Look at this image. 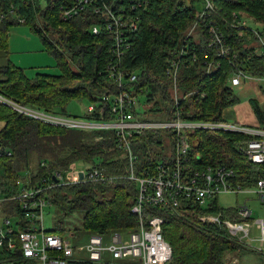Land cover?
Returning <instances> with one entry per match:
<instances>
[{"label":"trees","instance_id":"1","mask_svg":"<svg viewBox=\"0 0 264 264\" xmlns=\"http://www.w3.org/2000/svg\"><path fill=\"white\" fill-rule=\"evenodd\" d=\"M191 2V5L188 2ZM214 10L209 19H217L226 31L231 53L220 56L218 48L207 44L206 28L209 21L199 23L203 36L190 40L192 52L181 64L179 88L183 97L176 107L172 97V81L167 75L172 58L184 45L188 26L199 21L202 0H150L143 11L139 30L134 34L131 50L122 60L123 72L137 74L134 82L140 96L136 111L139 119L168 121H230L228 113L240 101L230 79L236 67L264 78V56L255 53L256 36L248 29L232 26L231 16L242 19V11L264 22V0H211ZM65 0H0V95L18 104L58 115L75 116L68 112L75 99L88 98L90 105L99 104L102 96L116 92L109 73L115 60L109 36L92 32L97 23L90 15L64 21L60 9ZM29 24L55 57L58 72L29 73L27 68L10 59L9 31L14 25ZM226 21V22H225ZM206 40V43H205ZM176 54H174V52ZM3 54V55H2ZM236 55V56H235ZM183 60V59H182ZM215 62L217 67L210 64ZM193 89L201 92L193 97L185 94ZM205 93V96H202ZM144 99L149 101L146 105ZM252 104L260 127L264 128V110L256 100ZM75 117L99 121L101 111L84 112ZM103 119L111 120L107 113ZM0 120L5 127L0 131V147L12 155L0 156V195H8L26 186H48L42 192L48 206L54 208L49 232L69 235L65 227L67 217L83 213L82 227L89 234L109 236L115 232L129 233L138 226L139 218L132 207L139 195L138 183L130 178L129 152L119 147L115 130L106 128L72 129L46 124L24 115L0 101ZM253 135L237 132L197 129L188 133L191 144L190 159L198 167L224 164L236 169L240 182L253 184L264 176L263 167L252 163L241 150ZM132 152L137 157L136 173L145 175L155 169L157 161L174 154V134L167 129H145L135 132ZM105 174L101 181L84 180L65 184L57 180L55 172L66 174L73 167ZM20 181V183H18ZM210 208L182 199L178 207L145 205L146 216L165 218L164 236L173 248L169 264H227L240 255L242 246L229 234L225 226L203 224L198 215L203 212L224 213L225 218L238 220L236 207H222L219 197ZM230 254L232 257H228Z\"/></svg>","mask_w":264,"mask_h":264},{"label":"built area","instance_id":"2","mask_svg":"<svg viewBox=\"0 0 264 264\" xmlns=\"http://www.w3.org/2000/svg\"><path fill=\"white\" fill-rule=\"evenodd\" d=\"M202 1L204 8L199 14V21L188 26L179 56L172 58L167 70V75L172 81V97L177 100L176 107L183 99L179 88L182 61L186 62L185 57L192 53L190 40L203 36L199 23L209 21L206 40L210 48H218L220 56H227L232 51L226 41V31L219 21L216 18L208 20L210 17L208 11L214 10V3L211 0ZM188 4L191 5V2ZM149 5L150 0H65L61 6L60 13L64 21L90 15L97 21L92 27V32L97 35L106 32L112 42L115 60L109 64V73L117 91L102 96L98 106L89 105L88 108L90 112L95 111L96 107L100 108L99 121L45 112L18 104L0 95V101L24 115L49 125L84 130L96 128L115 130L120 140L119 147L125 148L130 154V178L139 185V195L132 207L133 213L139 218L138 226L126 234L115 232L106 237L94 233L89 236L86 243L79 244L71 239L74 232L61 236L49 232L46 226L45 211L48 201L42 196V192L52 185L44 187L23 185L20 190L0 195V264H169L173 259V248L164 236L165 218L161 215L146 216L145 205L178 207L182 199H189L204 208H210L209 205L221 194L247 192L254 193L261 205H264V176L253 184L244 185L237 179L238 173L232 167L224 164L208 165L204 168L195 166L190 159L191 144L188 138V133L197 129L253 135L255 137L243 145L241 150L246 152L252 163L263 167L264 170V128L222 120L158 121L137 117L140 96L133 84L138 76L124 73L122 60L132 48L133 37L139 30L143 11L147 10ZM230 18L231 21L228 18L226 21L232 26H238L241 35L244 29L253 28L243 16L240 20L237 14ZM20 22L24 23L25 19L20 18ZM258 38L259 45H255V53L264 56V36L259 35ZM210 65L219 66L215 62ZM236 68V72L229 80L232 87L242 86L247 80L256 78L243 68ZM197 93L201 94L199 90L193 89L185 94V97H193ZM202 96H205V93H202ZM143 102L149 105L148 100L144 99ZM107 113L111 114L113 119H103ZM153 128L173 132L174 154L168 159L161 158L153 171L148 168L145 175L139 176L136 173L137 157L132 152L130 137H133L135 132ZM4 154L11 156L12 151L0 147V156ZM81 172L85 174L83 180L80 179ZM55 177L65 185L84 180L101 181L106 176L99 170L89 172L73 167L66 174L55 172ZM2 203L14 206L3 210ZM236 208L238 220L225 218L222 211L203 212L199 214V218L204 223L225 226L231 235L248 246L258 243L256 246L262 252L264 264V217L254 219V211L247 205ZM227 264L237 263L232 260Z\"/></svg>","mask_w":264,"mask_h":264},{"label":"rangeland","instance_id":"3","mask_svg":"<svg viewBox=\"0 0 264 264\" xmlns=\"http://www.w3.org/2000/svg\"><path fill=\"white\" fill-rule=\"evenodd\" d=\"M203 7V3L200 4ZM242 16L244 19L248 20V22L251 24L253 28H248L247 31H251L255 34L256 41L255 43L252 42L250 45H259V35L264 36V22H258L255 20L256 18L249 14L246 11H242ZM253 19V20H249ZM257 28V29H254ZM258 29L262 30L259 31ZM259 33V35H258ZM9 50H10V59L13 60L16 64L19 66L29 68L27 71L29 73L35 74L36 71L41 72H50V73H56L58 72L57 63L55 57L52 55L51 51L46 47L47 45L43 42L42 38L35 33L29 24H17L10 28L9 31ZM1 55V54H0ZM3 55V54H2ZM2 62H5V59L2 57L0 60V64ZM252 81V80H247ZM256 85H260L264 87V80L263 79H254L253 81ZM256 85H252L247 89L240 90L235 88L236 93L243 99L244 105L247 107L249 105V98L250 97H258L259 96V90L260 87H257ZM243 86V85H242ZM241 87V86H240ZM264 92V89H263ZM264 94V93H263ZM264 97V96H263ZM91 102L88 100V98H82V99H75L73 100L69 106H68V112L73 115H82L84 112L88 111L89 105ZM261 104H264V99L261 102ZM234 115L231 113L229 114L235 117V112L233 111ZM239 115V113H238ZM240 117V115H239ZM232 120V118H231ZM79 169H85L82 166H77ZM219 203L222 207H237V206H243L247 205L250 206L251 209L254 211L253 218L259 219L264 217V205L259 202V200L256 198L255 194L252 192L247 193H226L221 194L219 196ZM14 206L13 204L8 203H2L1 207L3 210H8L9 207ZM54 208L51 209L50 206L46 208V226L48 228L52 227L53 217L55 214ZM200 215H198L199 222L204 223L199 218ZM83 223V213L79 211H75L71 213L67 219L65 220V227H69L70 232L74 231V236L71 237V239L74 242H78L79 244H84L88 241L90 232L84 230L82 227ZM212 225H219L214 223H207ZM230 234V232H229ZM233 238L235 236L231 235ZM236 238V237H235ZM237 239V238H236ZM237 241L244 247L240 248L239 252L242 253L240 255L233 253L232 256L236 257L234 261H236L237 264H262L261 256L262 252L258 250V243H256L254 246H248L247 244L243 243L242 241ZM230 254H228V257H232Z\"/></svg>","mask_w":264,"mask_h":264},{"label":"crops","instance_id":"4","mask_svg":"<svg viewBox=\"0 0 264 264\" xmlns=\"http://www.w3.org/2000/svg\"><path fill=\"white\" fill-rule=\"evenodd\" d=\"M15 63V62H14ZM16 64V63H15ZM29 69V68H27ZM256 79V78H255ZM252 81H246L244 82L243 86H239L238 88L237 87H233L234 89L237 88L240 90H243V89H247L249 88L250 86L252 85H256L253 81L254 79H251ZM264 80V79H263ZM257 87H260V90H259V96L258 97H250L249 98V105H247V107L244 105V101L243 99H241L240 97V101L239 103H237L235 106H233V108H231L232 110V114L234 115L233 111L235 112V117H233L232 115L229 116V114L231 113V111L228 113V119H230V121L232 122H237V123H240V124H244V125H249V126H252V127H260V123L258 122V116L256 114V111L254 109V106L252 104V100H256L258 105L260 106V108H262L264 110V104L262 105L261 102L263 101L264 99V92H263V89L264 87L263 86H260V85H256ZM240 117H239V115ZM232 118V120H231ZM5 127V122L0 120V131ZM261 260H262V256H261Z\"/></svg>","mask_w":264,"mask_h":264},{"label":"water","instance_id":"5","mask_svg":"<svg viewBox=\"0 0 264 264\" xmlns=\"http://www.w3.org/2000/svg\"><path fill=\"white\" fill-rule=\"evenodd\" d=\"M84 178H85V174H84V172H81L80 173V179L83 180ZM57 180H58V178H57Z\"/></svg>","mask_w":264,"mask_h":264}]
</instances>
